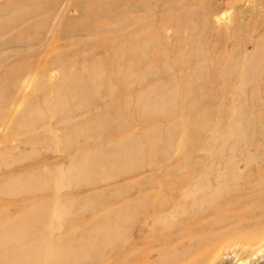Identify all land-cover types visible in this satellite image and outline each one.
<instances>
[{
    "label": "rangeland",
    "instance_id": "374dc122",
    "mask_svg": "<svg viewBox=\"0 0 264 264\" xmlns=\"http://www.w3.org/2000/svg\"><path fill=\"white\" fill-rule=\"evenodd\" d=\"M0 264H264V0H0Z\"/></svg>",
    "mask_w": 264,
    "mask_h": 264
}]
</instances>
